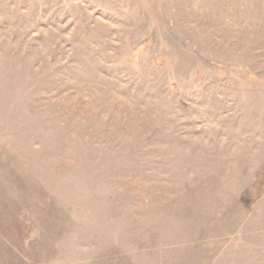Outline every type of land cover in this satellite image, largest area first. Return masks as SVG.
<instances>
[{
	"label": "rangeland",
	"instance_id": "obj_1",
	"mask_svg": "<svg viewBox=\"0 0 264 264\" xmlns=\"http://www.w3.org/2000/svg\"><path fill=\"white\" fill-rule=\"evenodd\" d=\"M0 264H264V0H0Z\"/></svg>",
	"mask_w": 264,
	"mask_h": 264
}]
</instances>
